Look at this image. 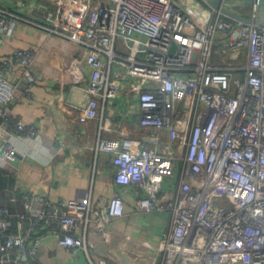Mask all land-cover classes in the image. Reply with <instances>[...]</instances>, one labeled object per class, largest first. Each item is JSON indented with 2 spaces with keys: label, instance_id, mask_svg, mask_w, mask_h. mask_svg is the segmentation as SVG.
I'll list each match as a JSON object with an SVG mask.
<instances>
[{
  "label": "built area",
  "instance_id": "built-area-1",
  "mask_svg": "<svg viewBox=\"0 0 264 264\" xmlns=\"http://www.w3.org/2000/svg\"><path fill=\"white\" fill-rule=\"evenodd\" d=\"M60 5L39 26L57 31ZM20 19L0 7V45ZM70 37L93 50L84 88L90 100L80 121L97 118L102 102L128 90L138 97L140 124L153 130L154 145L127 147L117 138H99L97 149L113 156L120 186L104 208L37 192L23 194L22 210L0 204V264H42L39 247L52 225L58 226L59 246L74 256L85 252L92 264H108L104 258L93 262L97 243L76 230L94 221L110 242L109 224L125 214L121 186L132 190L138 214L170 215L158 243L140 246L152 264H264V26L226 14L209 0H98L86 26ZM118 42L126 50L120 52ZM220 43L235 53V62L245 48L246 61L224 66L215 54ZM39 53L18 49L0 62L3 162L17 158L16 138L42 136L10 110L20 80L36 82L32 67ZM73 73L80 82L76 65ZM107 129L101 123L100 130ZM9 200L19 204L17 196Z\"/></svg>",
  "mask_w": 264,
  "mask_h": 264
},
{
  "label": "crops",
  "instance_id": "crops-1",
  "mask_svg": "<svg viewBox=\"0 0 264 264\" xmlns=\"http://www.w3.org/2000/svg\"><path fill=\"white\" fill-rule=\"evenodd\" d=\"M61 1L64 6L57 31L39 26L46 23L49 13L57 12ZM97 5L98 0H0V7L23 17L9 33L3 34L0 62L13 58L18 49L36 47L40 51L32 67L36 82L30 86L26 79L20 80L18 101L10 110L25 124L39 128L42 134L35 139L16 138L17 158L0 160L1 205L22 210L23 194L37 192L52 201L87 199L97 208H104L120 186L116 184L113 156L97 149L99 138H117L127 147L151 144L149 140L154 132L140 124L142 111L138 97L128 90L102 102L97 118L80 121L81 109L90 100L84 88L91 80L92 68L87 58L93 50L70 36L74 28L86 26L89 14ZM124 47L117 43L120 52L126 50ZM219 50H215L216 58ZM75 65L82 72L80 82L73 73ZM112 68L120 70L118 64ZM101 123H106L108 129L101 131ZM161 136L162 142L168 141L167 134L161 132ZM121 188L125 214L109 224L110 242L102 239L94 221L87 227L79 225L76 232L97 243L92 252L93 262L104 258L108 264H152L151 253L142 251L140 246L147 240L158 243L160 228L169 224L170 215L138 214L132 190ZM13 196L19 198L17 206L9 200ZM56 230L58 226L52 225L50 235L39 247L38 259L42 264H92L85 252L74 256L59 246Z\"/></svg>",
  "mask_w": 264,
  "mask_h": 264
},
{
  "label": "water",
  "instance_id": "water-1",
  "mask_svg": "<svg viewBox=\"0 0 264 264\" xmlns=\"http://www.w3.org/2000/svg\"><path fill=\"white\" fill-rule=\"evenodd\" d=\"M212 5L240 20L250 18L255 24L264 26V0H209ZM241 10H250L251 13L245 14ZM224 43L217 44L218 48ZM227 46V45H226ZM236 57V55L234 56Z\"/></svg>",
  "mask_w": 264,
  "mask_h": 264
},
{
  "label": "rangeland",
  "instance_id": "rangeland-1",
  "mask_svg": "<svg viewBox=\"0 0 264 264\" xmlns=\"http://www.w3.org/2000/svg\"><path fill=\"white\" fill-rule=\"evenodd\" d=\"M245 11L246 12H243V11H239V12H242V13H245V14L251 13L250 10H245ZM224 44H225V46L223 44H221L223 46L218 47V48H220V50L218 51L219 52L218 58H220L219 60L224 63L223 64L224 66L232 65L235 62L233 60L235 53L228 52L229 50L226 48L227 47L226 46V43H224ZM238 56H239V59L235 62V64H242V63H244L246 61V59H247L246 49L243 48L241 50L240 55H238Z\"/></svg>",
  "mask_w": 264,
  "mask_h": 264
},
{
  "label": "trees",
  "instance_id": "trees-1",
  "mask_svg": "<svg viewBox=\"0 0 264 264\" xmlns=\"http://www.w3.org/2000/svg\"><path fill=\"white\" fill-rule=\"evenodd\" d=\"M241 11L246 12L245 10H241ZM222 33H223L222 36H224V35H226L228 32H222Z\"/></svg>",
  "mask_w": 264,
  "mask_h": 264
}]
</instances>
